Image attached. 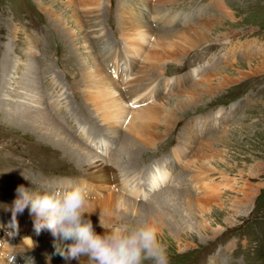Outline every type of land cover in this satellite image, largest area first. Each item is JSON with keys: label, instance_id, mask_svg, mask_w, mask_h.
<instances>
[{"label": "rangeland", "instance_id": "rangeland-1", "mask_svg": "<svg viewBox=\"0 0 264 264\" xmlns=\"http://www.w3.org/2000/svg\"><path fill=\"white\" fill-rule=\"evenodd\" d=\"M109 1L95 8L92 0H0V257L11 253L15 264H25L24 246L34 254L33 264H65L54 255L51 233H36L27 209L17 217L26 215L28 223L16 217L20 225L14 229L11 212L1 207L11 205L19 185L31 187L29 181L60 187L70 180L92 189L88 206L108 211L89 214L94 227L106 222L104 216L108 225L124 219L158 227L170 264H264V0ZM124 3L147 21L148 36L137 56L119 31ZM154 4L170 8V21L157 26L149 21L147 7ZM47 9L73 26L76 41ZM73 15L81 20L75 22ZM184 37L190 38L186 45ZM84 47L96 57L120 48L105 59L120 84L155 80L136 98L139 109L148 103L159 108L151 119L154 144L142 145L128 134L135 115L116 105L104 103L101 109L108 126L88 114L93 105L80 83L78 60ZM122 51L126 60L116 56ZM58 93L63 101L57 102ZM57 104L66 106L61 113ZM74 122L82 123L85 135ZM53 126L91 158L64 151ZM130 141L139 145L134 151L126 149ZM117 151L123 158L113 170L110 159ZM76 156L86 168L77 165ZM97 156L95 164L103 166L91 167ZM124 177L138 178L146 195L136 204L154 201L152 208L136 206L131 212L125 207L124 198L133 197L120 189ZM156 179L163 182L153 190ZM186 191L194 206L188 205ZM205 195L215 198L207 205L196 201Z\"/></svg>", "mask_w": 264, "mask_h": 264}, {"label": "clouds", "instance_id": "clouds-1", "mask_svg": "<svg viewBox=\"0 0 264 264\" xmlns=\"http://www.w3.org/2000/svg\"><path fill=\"white\" fill-rule=\"evenodd\" d=\"M25 179L28 180L27 177ZM19 185L11 205H2L11 212V227H18L16 217L28 210L37 234L47 229L53 237L54 255L78 264H170L167 245L150 223H134L121 219L105 226L98 234L89 218V190L84 183L67 181L60 187ZM31 243L30 238H26ZM8 264H15V255L8 254ZM50 259V258H49ZM33 264L28 258L25 264Z\"/></svg>", "mask_w": 264, "mask_h": 264}, {"label": "bare ground", "instance_id": "bare-ground-1", "mask_svg": "<svg viewBox=\"0 0 264 264\" xmlns=\"http://www.w3.org/2000/svg\"><path fill=\"white\" fill-rule=\"evenodd\" d=\"M160 1L161 2H163V1L164 2H166V1L170 2V0H160ZM100 2H101V0H92V6H95V8H98V7H100V4H101ZM167 5H169V4H167ZM121 6H122L121 8H123V9L120 10V12L118 14V21H119L120 27H121V29H119V31L122 35L123 43L126 46V48H128L129 53H134L133 55L137 56L140 48L142 47V45L144 43L145 38L148 36L147 32H146V29H148L147 23H146L147 21L142 20V18L140 19V17L137 14H135L134 12L129 10L126 3L122 4ZM147 8L149 9V12H150L149 13L150 14L149 15L150 16L149 21H152L153 25L155 24L157 26L163 22L167 23V21H170V19L172 17V13H170V10H169L170 8H168V7H164L162 5L158 6V5L154 4V6L150 5ZM47 12L49 13V15L52 18H54L57 22H59L58 23L59 25H62L63 30H68L67 32H68V36L71 38V42H74L78 39V35H77L75 29H73V26L71 27V26L66 25V22H65L66 19L63 20L60 13L56 12L55 10L52 11L50 9H47ZM97 12H99V11L97 10ZM73 20L75 22H78L81 19L78 16L73 15ZM188 39H190V38L184 37L183 38V44H185V45L188 44ZM87 42H88V40H85L84 44H86ZM110 46H112V44L109 43L107 48H110ZM182 48H184V46H182ZM81 50H82L83 56L78 57V60L81 63V64H79L81 66L80 72H81V79H82L80 83H83L85 85V87L87 88V90L89 91L88 96H87V101L91 102V104L93 105L92 112H90L88 114H90V116L92 117V113L93 114L95 113L97 116V119H99L100 122H103V124L108 126L110 123L108 122V120H106V116H105L103 110L101 111V109L106 108L105 106H103L104 103L105 104L109 103V105H111V104L116 105V106H118L119 109L123 110L125 112V114H128L129 117H131L133 114L135 115L132 117V119H129V122L127 125V128L129 129L128 134L130 136H132L133 138L141 139L143 142L142 145L154 144L155 138L153 136V133L151 132V128H152L151 119L154 118V116L156 115L157 110L159 108H157V106L155 107L152 103H148V105L143 106L141 109H139V108H137V106L141 102L139 101V99H136V98L140 97L141 94H139V93L142 92L143 89L147 85H151V84L153 85L154 84L153 81H155V80L149 81L146 83H142V84H139L137 86H131V85L125 84V82L120 84L112 76L114 73H112L111 69H110V73L112 75L109 73V67H111V66H110V64L109 65L106 64V61H105V59L107 58L110 51L120 50V48L111 47V49H108V53H106L105 55H102V56L98 55L97 57L92 56L91 54H89V52H86L85 47ZM119 54H121L123 59L126 60V58L124 56V54H126L125 52H123V51L122 52H116V56ZM247 60H249V58H247ZM130 67H131V64L129 63V65L126 67V69L129 70ZM248 67H249V69H252L249 61H248ZM123 76H124V74H121V78ZM149 80H152V79H149ZM132 82L134 83L133 80H132ZM93 87H96V90H93L92 89ZM208 88H210V85L208 83H206L205 89L207 90ZM156 94H157V91L150 93V96L153 97ZM56 95H57V98H56L57 102L64 100L63 94L58 93ZM75 95L76 96H74V98L77 101H79V103H80L81 97H80L79 93L77 92ZM127 103L129 104V106H130V104H132L133 107L132 108L128 107ZM65 107L66 106H60L59 104H57L55 110L61 113V110H63V108H65ZM66 111H69V110H66ZM49 121H52L54 123V125H57L53 119H49ZM144 121H145V125H143ZM74 123L78 124V131L80 132V134L85 135L86 131H85V127L83 125H81L82 123L81 124H79L78 122H74ZM53 127H54V131L52 134H54L58 138V142L60 143V146L63 147L64 151H72V152H75V153L82 155V156H84L83 154H85V157L91 158V153L86 149H85L86 151L81 149L83 147L81 144L79 145V147H81V148L78 149L77 145L75 144V141L73 139L69 140L71 138H69L66 134H65V136L62 135L59 137L58 132H60V131H59L58 127H56V126H53ZM109 130H111L110 134L116 135V131L113 128H110ZM97 144H99V142H97ZM138 146L139 145L137 143H134V141H130L129 143H126V149L129 151H134L135 148H137ZM95 147L99 148V145L95 146ZM116 153H118V151ZM126 155H127V153H126ZM134 155L135 154L127 155V156L133 157ZM121 157H122L121 152H119L117 155H113L111 157V159H110L111 164L116 166L113 168V170L115 168L121 167V164H120V158ZM99 158H100V156H97L95 161L93 160L91 162V164H90V165H92L91 167L103 166L101 162H99L98 164H95V162H98L97 159H99ZM126 159H127V157H126ZM74 160L76 161L78 166H82V167L86 168L87 165L83 162L82 157L76 156V159H74ZM93 164H95V165H93ZM97 170H98V168H97ZM137 179H138L137 177H127L123 180L122 184H120V187H121L120 189L125 191L124 192L125 194L127 193L133 197V199L124 198V205L131 212H134L133 210H134V207H136V206H140V207L146 206V207L152 208V205L154 202V201L149 202L146 205L136 204V199L140 198L143 195H146V193L144 191H141V189H139V187H137V181H136ZM162 182H163V180L158 181L157 179H156V181L152 182L153 190ZM212 189H215V188L212 187ZM88 190H89V192L92 191V189H88ZM214 192H215L214 190L213 191L211 190L209 193H214ZM243 194H245V193H243ZM131 196H129V197H131ZM185 196L188 197L187 198L188 205L189 204L193 205V202H192L193 200L190 196V193L186 191ZM212 198H215V197L214 196L212 197L211 195H209V197H208L207 195H205L204 197L198 198L196 201H199V203H201V204L207 205V203L212 201L211 200ZM201 204H200L199 209H201ZM1 208H3V207H1ZM132 208H133V210H132ZM88 211L91 212L90 214H98V213L108 212V211H103V210L98 209V208L94 210L93 206H88ZM17 218L23 222L28 223L26 215H24L22 217L24 219H22L21 217L20 218L17 217ZM104 219L106 221V222H103L105 224V226H107L109 223H111V221L109 220V217L104 216ZM3 222H7V221H3ZM149 223L152 224L151 222H149ZM5 225H9V223H6ZM17 225H20V223L18 221H17ZM31 225H33V223ZM152 225L154 227H156L154 224H152ZM95 227L101 228L100 225H97ZM27 229L29 231L31 230L30 228H26V230ZM156 229L158 231L159 238L162 239V236L159 233L158 227H156ZM9 235H12V234H7V237H11ZM52 242H53V240L51 238L50 244H52ZM21 248H23V251H26V252H23L20 255V257H24V259L35 258L34 254L32 252H30V250H28L27 247L23 246ZM7 249H8V246L3 248L2 250L5 251ZM9 254H11V253H9ZM5 257L6 256H4L3 258L0 257V264H8L7 259Z\"/></svg>", "mask_w": 264, "mask_h": 264}]
</instances>
